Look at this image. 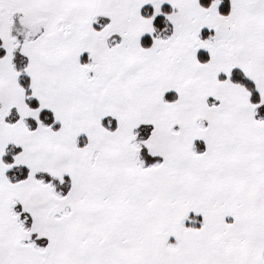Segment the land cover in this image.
I'll list each match as a JSON object with an SVG mask.
<instances>
[{"label": "snow or ice", "instance_id": "obj_1", "mask_svg": "<svg viewBox=\"0 0 264 264\" xmlns=\"http://www.w3.org/2000/svg\"><path fill=\"white\" fill-rule=\"evenodd\" d=\"M0 264H264V0H0Z\"/></svg>", "mask_w": 264, "mask_h": 264}]
</instances>
